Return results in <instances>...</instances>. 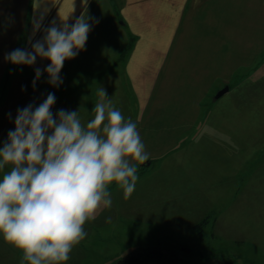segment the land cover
<instances>
[{
    "label": "rangeland",
    "instance_id": "obj_1",
    "mask_svg": "<svg viewBox=\"0 0 264 264\" xmlns=\"http://www.w3.org/2000/svg\"><path fill=\"white\" fill-rule=\"evenodd\" d=\"M106 1L104 11L111 10L114 22L119 24L118 32H111L108 45L117 62L113 73L121 76L120 89L131 96L136 106L139 102L132 81L123 73L139 36L122 25L118 0ZM198 3L189 0L185 4L177 33L183 48L179 50V43L174 42L167 65L173 60L175 65L162 72L161 82L151 92L149 120L147 114L144 123L137 119L131 104L120 107L125 119L137 124L150 156L143 164L130 161L137 167L134 192L125 198L115 182L109 186L112 206L85 223L87 236L73 248L65 264H124L131 257L143 258L151 250L160 251L161 256L141 264H264V48L256 49V35L240 33L257 23V3L248 5L245 24H241L240 13L227 11L231 13V19L227 18L231 34L223 33V3L217 10L220 19L216 21L220 22L214 34L208 29V2ZM259 9L264 10V6ZM118 13L122 19H117ZM107 17L103 14V24ZM7 36L11 47L16 37ZM25 36L20 38L18 48H26ZM2 37L1 43L5 41ZM209 40L217 43V50L212 52L216 53L215 59L229 56L230 66L200 63L202 59L207 61L211 53L201 49L208 48ZM226 43L227 50L231 47L227 55L222 50ZM259 43L264 47V40ZM6 49L0 52L2 59L11 52ZM83 52L75 59L80 60ZM149 52L145 62L132 61L137 72L153 68L156 59L152 58L154 52ZM5 61L0 64V105L7 100L14 103L16 94L28 89L43 97L53 92L57 105H62L71 95L98 88L87 84L82 89L79 76L66 74V65L58 88L47 83L46 73L33 86L35 72L31 66L4 65ZM114 83L113 77L102 84L103 89H114ZM226 86L229 92L215 99ZM44 99L40 98L41 102ZM68 107L66 102L53 106L52 111L55 114L56 108ZM8 115V129H0V139L14 130L16 115ZM9 170L10 166H6L4 171ZM22 256L0 237V264H21Z\"/></svg>",
    "mask_w": 264,
    "mask_h": 264
},
{
    "label": "clouds",
    "instance_id": "obj_2",
    "mask_svg": "<svg viewBox=\"0 0 264 264\" xmlns=\"http://www.w3.org/2000/svg\"><path fill=\"white\" fill-rule=\"evenodd\" d=\"M42 19L33 22V34ZM67 19L53 21L42 39H30V50L5 54L14 65L32 66L38 57L49 61L35 68L33 86L46 73L47 83L58 88L65 61L85 49L88 18L82 15L72 24ZM97 95L94 118L86 125L79 110L54 114L51 92L38 106L18 109L15 128L0 147V237L23 253L21 264H65L87 236L85 223L112 206L109 186L115 182L130 197L138 180L130 161L150 158L137 124L114 107L105 89L98 88Z\"/></svg>",
    "mask_w": 264,
    "mask_h": 264
},
{
    "label": "crops",
    "instance_id": "obj_3",
    "mask_svg": "<svg viewBox=\"0 0 264 264\" xmlns=\"http://www.w3.org/2000/svg\"><path fill=\"white\" fill-rule=\"evenodd\" d=\"M121 1L122 3H126L123 5ZM188 1L189 0H118V2L121 4L120 10L123 15L118 13L119 17H117V19H122L123 17L124 22L122 25L128 27L134 35L139 36L138 40L136 41V48L133 52V55L130 57L131 60L129 59V63L127 64L123 73L124 76L128 77V79L132 81H130L132 84V89L135 97L138 99L137 102H139L136 106L130 100L131 96L126 91H123V89H120L121 76L114 74L115 72L113 73L112 67L117 62L114 61L112 49L110 50L108 45L111 44L109 42L112 40L111 35L113 33L111 32H116L119 29V27H117L119 24L114 22L116 18L110 12L111 10L107 12L104 11V7L107 2L106 0H86V2L85 0H40L38 7L36 6V0H0V35H4L2 38L5 40L3 43L0 42V52L6 48V50L10 48L11 51L18 48L20 38L24 34L26 35L25 49L30 50L31 45L29 40L31 39L32 42H35V40L42 39L45 34L44 29L49 27L53 21L59 25L62 23L63 18H68L67 22L72 24L77 18L83 15L85 18H88V22L91 25V31L88 34L84 52L81 54L82 58L80 60H76L74 58L65 61L64 65L69 66V70L66 74L75 73V76L72 78L79 76L77 79L80 80V83H83L82 86L84 87L82 89H85L87 84H94L98 88H103L102 84L107 82L109 79L113 80L114 77V84H116V86H114L115 88L113 89V86H110L105 89L108 98H111L114 107L118 110H120L121 106L124 107V105L128 106L131 104L133 107L132 112L137 115L136 118L143 120L142 123H144L145 114L148 115L147 121L150 118L147 110L150 108L149 98L151 92L156 89L157 83L159 84L161 82L159 78L162 75V72L167 69L170 71V68L175 65V60L167 65L168 59L170 58V53L173 51L172 48L174 42L179 43V50L183 48V43L179 42L177 33L179 32V28L183 23L182 20L185 13L184 7ZM194 1L195 3H198L203 0ZM206 1L208 2L209 6L207 19L210 25L208 26V29L209 32L213 34L215 33V26H219L220 22L216 21V19H220V17H217V10L221 8L220 4L223 3L224 8L226 9L223 17L224 20H222V26L224 27L223 33L228 32L231 34L232 32L229 30L230 21L227 20V18L231 19V13L228 12H233L232 9H234L236 15L240 13L243 17L241 24H245L244 19L248 17L246 12L248 5L252 2L257 3V23L251 26V28H248L247 26L244 29H241L240 33L256 35V39L255 37L253 38L257 44L256 46L258 47L256 49L259 50L264 48L259 45V42L264 40L262 38L264 37V10L259 9L264 6V0ZM195 5L196 4H194V6ZM239 8L241 9L240 11ZM103 14L108 15V21L105 24H103ZM41 17H43L41 29L40 31L33 34V22L40 19ZM227 28L228 30L226 31ZM7 35H15L16 37L17 42H15V44L11 47L7 45ZM148 37H150V39ZM201 49L211 51L207 61H205V59L199 60L202 65L212 63L213 65L218 64L230 66L232 64L229 56H224L220 59V61L215 59L216 53L213 55L212 52L214 53L217 50L216 42L209 40L208 48L201 47ZM222 50H224V54H226L227 51L228 54L231 53L230 46H228L227 50V43L224 46L222 45ZM149 51L154 52V57L152 53V58L156 59V61H153V68L151 67L149 72H137L135 67L136 63L133 66L131 64L132 61L145 62L147 53ZM3 60L5 61V58L3 57L2 59L0 54V64H2ZM253 60L254 59H252V61ZM48 63L49 61L41 60L38 57L36 64L32 65L31 67L35 72V68H44ZM248 63L249 62L245 64ZM10 64L11 63L8 61L4 62V65ZM136 73L139 75H136ZM33 74L35 76V73ZM141 74H143V76H141ZM124 82L128 83V81ZM98 88L89 93H87L85 90L81 91L79 95H71L69 99H66L67 105L69 106L67 110L74 111L77 108L76 106L79 107V115L82 123L85 125L94 118V112H92V110L99 100L97 95ZM0 97L2 98V94ZM28 98L31 100V104L38 106L40 103H42L40 98L46 97L40 96L39 93L33 94L32 91L28 89L23 91L21 94L19 93V96L16 94V100L14 103L7 100L5 104H1V130L8 129L7 118L9 113L16 115L18 109L26 107L28 104H30V100H27ZM65 103L61 102L62 105H57V103H55L54 107L63 106ZM78 104H80V106ZM60 109L62 108H56L55 110L58 111ZM13 128H15V125ZM4 140L6 141L7 138L0 139V142Z\"/></svg>",
    "mask_w": 264,
    "mask_h": 264
},
{
    "label": "trees",
    "instance_id": "obj_4",
    "mask_svg": "<svg viewBox=\"0 0 264 264\" xmlns=\"http://www.w3.org/2000/svg\"><path fill=\"white\" fill-rule=\"evenodd\" d=\"M161 256V253L160 251H156V250H151V251H148L143 258H140V257H131L129 258L124 264H141L142 262H147V263H150L152 261L155 260V258L157 257H160Z\"/></svg>",
    "mask_w": 264,
    "mask_h": 264
},
{
    "label": "water",
    "instance_id": "obj_5",
    "mask_svg": "<svg viewBox=\"0 0 264 264\" xmlns=\"http://www.w3.org/2000/svg\"><path fill=\"white\" fill-rule=\"evenodd\" d=\"M229 90H230V87H229V86H226L225 88H223L222 90H220V91L216 94L215 99H220V98L223 97L226 93H228ZM147 164L149 165L150 162L147 163Z\"/></svg>",
    "mask_w": 264,
    "mask_h": 264
}]
</instances>
